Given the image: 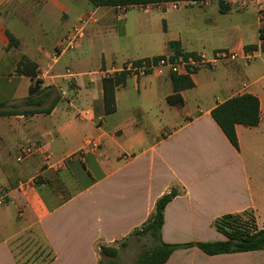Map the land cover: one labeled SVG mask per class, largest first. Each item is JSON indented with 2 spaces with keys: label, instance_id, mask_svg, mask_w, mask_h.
<instances>
[{
  "label": "crops",
  "instance_id": "1",
  "mask_svg": "<svg viewBox=\"0 0 264 264\" xmlns=\"http://www.w3.org/2000/svg\"><path fill=\"white\" fill-rule=\"evenodd\" d=\"M63 1L0 0V102L19 104L31 95L37 77L17 72L26 61L38 64L42 87L61 93L49 114L0 117V264H18L10 242L30 228H38L52 248L48 264H99V245L120 248L173 187L179 194L164 209V242L224 240L214 222L228 213L250 211L264 227V0L239 5L226 0L225 13L218 0L185 1L179 8L173 1L96 7L69 0L78 11L76 23L82 15L92 17L79 47L55 56L76 25L66 30ZM151 6L165 11L167 33L174 30L165 49L144 55L139 48L102 52L90 65L85 44L97 28L111 29L122 10ZM49 17L56 29L45 26ZM7 31L19 40L17 48H10ZM47 36L56 39L51 48L41 43ZM170 41H179L186 52L227 49L239 56L192 73L195 86L180 92L179 105L168 101L174 93L168 70L131 74L115 87V102L109 101L115 108L106 113L104 77L128 61L174 54ZM251 45L258 48L248 49ZM245 93L260 99L261 120L256 126L236 125L237 150L211 112ZM89 139L98 146L87 144ZM28 142L43 147L16 160ZM164 264H264V249L209 255L190 246L175 250Z\"/></svg>",
  "mask_w": 264,
  "mask_h": 264
},
{
  "label": "trees",
  "instance_id": "2",
  "mask_svg": "<svg viewBox=\"0 0 264 264\" xmlns=\"http://www.w3.org/2000/svg\"><path fill=\"white\" fill-rule=\"evenodd\" d=\"M92 5L96 7L100 6H133V5H147L156 4L170 1H206V0H88ZM220 4V11L227 12L230 10L229 3L226 0H218ZM7 34L10 39L9 46L18 47L19 40L9 31ZM261 37L264 40V30L261 31ZM170 45L175 48V56L183 55L185 58L189 56H196L195 52H186L183 50L179 41H170ZM252 49H257V45H251ZM9 56V53L7 54ZM6 56V57H7ZM165 55H156L153 57H146L142 59L132 60L134 65H141L143 61L147 63L153 59L157 62ZM24 57V56H23ZM25 58V57H24ZM32 65L30 72L28 71V65ZM38 64L30 61H26L23 67L19 66L17 72L22 74H28L32 77H37L36 81L31 85V95L27 97L23 102L16 104L9 101L0 102V117L13 116V115H30L35 113H51L61 100V93L56 92L54 87L45 86L42 87V79L38 77ZM197 70L191 71L190 74H177L171 72V78L173 82L174 93L168 97V101L171 105H179L184 102L180 92L184 89L192 88L195 86L191 74ZM131 75V71L127 69V63L124 68L112 75H106L104 77L105 85V101H106V113H111L114 110V105L109 106V101L114 104V90L116 86L124 84L128 76ZM109 86H111V91ZM50 98V102L44 105L47 99ZM212 116L217 124L220 126L230 143L237 149H240L239 139L236 132V125L243 124L246 126H256L261 120V107L260 99L252 94L245 93L229 98L228 100L218 104L212 110ZM179 194V189L173 187L169 192L162 195L155 205V210L141 228L136 229L133 233L137 236H147L153 240V244L150 247H145L139 257L132 264H164L170 257V255L177 249L197 246L202 251L209 255L221 254V253H234L245 252L252 250L264 249V227L260 228L257 224L255 215L250 211H244L242 213H228L214 222V226L222 232L226 239L220 241H198L190 242L186 244H172L164 242L161 235L162 226L164 224V209L167 204L172 201ZM249 218H246V216ZM35 233L33 228L28 229L22 235L10 242V248L16 258L18 264H33L42 257V261L36 264H48L54 259V253L48 243L45 245L40 244L24 262H21L14 251L13 244L16 241L22 240L24 236H28V240L34 241L31 237ZM40 237L41 235L38 234ZM42 238V237H41ZM43 239V238H42ZM125 242H122L123 245ZM100 263L99 264H121L117 258L120 253V248L117 245H99ZM36 254V255H35ZM33 255H35L33 257Z\"/></svg>",
  "mask_w": 264,
  "mask_h": 264
},
{
  "label": "rangeland",
  "instance_id": "3",
  "mask_svg": "<svg viewBox=\"0 0 264 264\" xmlns=\"http://www.w3.org/2000/svg\"><path fill=\"white\" fill-rule=\"evenodd\" d=\"M242 1L243 0H236V2L232 1L231 3L239 5ZM62 4L68 14L66 26V30H68L73 24H76L78 11L76 6L69 0H64ZM81 14L84 13L82 12ZM119 14L121 18L113 20L111 29H103L102 27L97 28V32L86 42L85 46L87 52L90 54V65H94L97 62V58L99 55L101 56L102 52L111 54L114 51L117 54H125L122 52L132 53L135 51V48H139L140 54L142 55L160 52L162 49H165L168 36L174 32V30L171 29V31L167 33L165 11L157 6H151L148 11H145L143 7H130L120 11ZM263 16L264 10L260 12V17ZM53 21L54 19L51 17L43 20L46 27L56 29V25H54ZM25 36L28 37V34ZM46 38L47 39H44L41 43L50 48L54 46L56 42L54 36H47ZM78 47L79 45L77 48ZM165 69L172 72L168 67ZM155 73L162 74L159 73V70H156ZM153 112L154 111H151V113ZM136 113H138L139 116H143L142 112L139 110ZM246 218H249V216L247 215ZM38 231L37 228L35 233L31 236L34 238V241L38 240L37 244L35 242L29 244L30 240H28V236H24L22 240L16 241L13 244L15 254L21 262L29 258L40 244L45 245V241L38 235ZM124 242L125 243L120 246V253L117 258L121 264H132L145 247H150L153 244V240L149 237H141L135 234L127 237ZM35 255H33V257ZM41 261L42 257L33 264Z\"/></svg>",
  "mask_w": 264,
  "mask_h": 264
},
{
  "label": "built area",
  "instance_id": "4",
  "mask_svg": "<svg viewBox=\"0 0 264 264\" xmlns=\"http://www.w3.org/2000/svg\"><path fill=\"white\" fill-rule=\"evenodd\" d=\"M173 2V7L179 8L185 1ZM91 17L92 15L90 14L79 17L73 29L60 40L56 48L55 56H59L63 52L71 51L77 48L84 37L85 27L91 21ZM238 56L239 55L236 52L227 49H219L213 54L200 52L197 53L196 56H189L187 58H185L183 55H165L157 62H154L153 59H151L149 63L143 61L141 65H134L133 61H128L126 63L127 69L131 71V74L137 75L138 77L156 72V70H159V73H163V70L166 67L170 68L172 72L177 74H190L191 71L202 68H215L219 63L237 59ZM87 144L93 145L94 147L98 146V143L95 141V139H89ZM42 147L43 145L41 142H28L23 144L16 152L15 158L20 162L24 161L26 158L32 156L34 153L42 149Z\"/></svg>",
  "mask_w": 264,
  "mask_h": 264
}]
</instances>
